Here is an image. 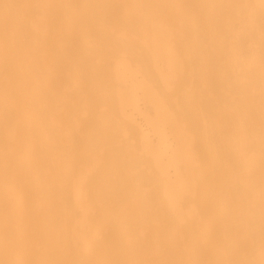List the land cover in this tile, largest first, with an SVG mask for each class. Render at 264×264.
Instances as JSON below:
<instances>
[{
	"label": "bare ground",
	"instance_id": "6f19581e",
	"mask_svg": "<svg viewBox=\"0 0 264 264\" xmlns=\"http://www.w3.org/2000/svg\"><path fill=\"white\" fill-rule=\"evenodd\" d=\"M0 264H264V0H0Z\"/></svg>",
	"mask_w": 264,
	"mask_h": 264
},
{
	"label": "rangeland",
	"instance_id": "374dc122",
	"mask_svg": "<svg viewBox=\"0 0 264 264\" xmlns=\"http://www.w3.org/2000/svg\"><path fill=\"white\" fill-rule=\"evenodd\" d=\"M1 81H2V79H1V75H0V84H1Z\"/></svg>",
	"mask_w": 264,
	"mask_h": 264
}]
</instances>
